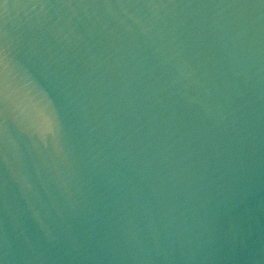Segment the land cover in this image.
I'll return each instance as SVG.
<instances>
[{
	"label": "water",
	"instance_id": "1",
	"mask_svg": "<svg viewBox=\"0 0 264 264\" xmlns=\"http://www.w3.org/2000/svg\"><path fill=\"white\" fill-rule=\"evenodd\" d=\"M0 264H264V0H0Z\"/></svg>",
	"mask_w": 264,
	"mask_h": 264
}]
</instances>
